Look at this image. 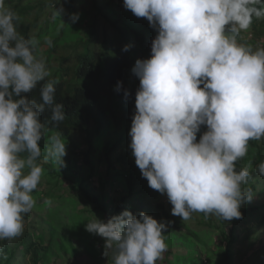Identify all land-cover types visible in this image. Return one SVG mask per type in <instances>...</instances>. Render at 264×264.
<instances>
[{
    "label": "clouds",
    "instance_id": "obj_1",
    "mask_svg": "<svg viewBox=\"0 0 264 264\" xmlns=\"http://www.w3.org/2000/svg\"><path fill=\"white\" fill-rule=\"evenodd\" d=\"M12 2L0 0V240L22 235V214L35 206L31 193L42 164L51 159L62 165L66 155L65 142L55 134L42 156L41 113L48 107L59 125L65 112L54 103L55 81L41 87L43 103L21 96L49 72L34 54L39 41L18 33V17L6 8ZM123 6L147 19L154 37L151 57L137 59L131 70L140 87L136 98L128 99L125 149L135 157L138 173L152 189L167 194L171 214L182 221L192 212L231 221L241 218V205L262 213L264 206L255 200L264 205V193L255 194L256 183L245 193L242 185L250 172L236 166H243L244 160L237 161L251 151L249 141L264 137V48L253 51L236 37L251 27L253 17L264 18V0H123ZM62 11L56 8L54 17ZM78 19V13L71 14L73 23ZM46 43L52 46L51 39ZM251 155L254 165L258 155ZM259 159L257 172L264 176V154ZM150 214L163 216L159 210ZM151 215L142 211L137 218L124 210L85 227L105 238L104 254L113 251L114 264H156L167 250L163 231L171 222Z\"/></svg>",
    "mask_w": 264,
    "mask_h": 264
},
{
    "label": "trees",
    "instance_id": "obj_2",
    "mask_svg": "<svg viewBox=\"0 0 264 264\" xmlns=\"http://www.w3.org/2000/svg\"><path fill=\"white\" fill-rule=\"evenodd\" d=\"M61 6V16L54 17L56 8ZM6 8L18 17L15 22L18 33L26 39L39 41L34 54L43 58L49 72L45 80L38 81L35 88L21 96L43 103L41 87L48 80L55 81L54 103L62 104L65 112V120L59 125L51 120L48 107L40 115L44 124L43 137L38 142L42 156L51 146L48 137L55 134L65 142L66 155L62 165L51 159L42 164L43 178L31 195L42 198L47 190L52 191L54 181H47L51 183L49 187L41 186L45 177L54 174L58 177L56 182L64 179L71 193L61 195L63 203L48 208L49 220L43 222L38 214L28 223L33 226L31 228H39L37 221L47 225L42 228L49 232L48 241H44V230L37 233L24 228L22 235L16 238L0 240L3 246L0 264H19L17 259L27 256L28 264L41 261L46 264L52 256L64 252L71 255L81 252L99 261L102 259L99 235L88 232L85 225L95 218L91 216L106 222L124 210L131 211L137 218L142 211L151 215L150 210H159L162 218L151 216L158 222H171L163 231L167 249L170 247L171 252L172 247L181 245L186 252L173 251L169 258L166 250L156 264H204L203 253L209 264H236L238 236L235 228L240 218L224 221L219 216L202 212H192L187 221L173 216L169 200L149 186L147 179L135 168V157L128 155L125 149L126 134L130 137L126 120L130 111L128 99H135L140 87L139 78L131 70L137 59L151 57L154 37L148 20L127 10L123 0H13ZM74 13L79 14L75 23L71 20ZM250 33V38H241V31L236 37L237 43L253 51L264 48V41L259 42L264 37V18L253 17ZM46 38L52 40L51 47ZM125 45H130L127 51L123 50ZM117 82H121L119 91L116 90ZM125 90L129 93L127 97ZM263 144L264 137L250 140L251 151L237 161L239 164L244 160L243 166H236L237 171L247 168L250 172L248 182L242 185L245 193L251 192L255 183L264 177L258 174L255 164L264 154ZM118 148L122 150L117 152ZM252 152L258 155L254 165ZM78 158L82 163L78 164ZM41 159L38 158V164ZM57 166L63 167V171H56ZM92 176H96L97 188L91 186ZM80 202H85L87 207L79 208ZM246 210L241 205L242 215ZM87 214L90 216L86 218ZM261 214L260 220L264 223V209ZM22 215L25 220L31 212ZM214 232L222 238L214 240ZM69 245L74 248H68ZM92 246L96 251L88 249ZM111 262L114 263L113 259Z\"/></svg>",
    "mask_w": 264,
    "mask_h": 264
},
{
    "label": "rangeland",
    "instance_id": "obj_3",
    "mask_svg": "<svg viewBox=\"0 0 264 264\" xmlns=\"http://www.w3.org/2000/svg\"><path fill=\"white\" fill-rule=\"evenodd\" d=\"M253 34V32H252ZM250 28L247 31H242L241 34V38H250ZM264 41V37H261L259 39V42H263ZM78 164L82 163L80 161V159L78 158ZM57 171H63V167L61 166H57L56 167ZM25 172H27V169H25ZM44 174L42 173V176ZM41 176V179L43 178ZM40 179V180H41ZM58 179V177L56 176V174H54V176L50 177H45L43 184L41 186V188H46L49 187V185L51 183H47V181H54L55 182V186L53 187L52 191L47 190L45 193V196L40 198V197H36L33 195L34 200L36 201L35 206L33 207V209L30 211L31 215L28 216L25 220H23V224H24V228H28L30 231H36L38 232H42L41 230L45 231V236H44V241L47 242L48 241V231H46L44 228V226L47 225H43V223L41 222V224H39L40 221L36 222V225L39 228H31L33 226H29V221L32 220L33 217H37L38 214H40L43 217V222H45L49 213H48V208H54L57 204L63 203V197L62 196H66L67 193H71L68 189L69 185H66V183H64V179H60L61 182H56V180ZM93 179V183L91 186H98V183L96 182V176H92ZM51 187V186H50ZM263 188V189H261ZM66 192V193H65ZM264 193V179L262 181H257V190L255 191V194H262ZM164 199H168L167 194L164 193ZM261 200H264V194H262V197L260 198ZM257 200V199H256ZM255 200V204L256 206H264L261 205L260 202H256ZM46 201H50V203H45ZM54 206V207H53ZM81 207H87V204L85 202H80V206ZM39 212V213H38ZM259 212V213H258ZM89 217L90 215L87 214ZM95 217V218H93ZM262 217V214L260 213V211H257V209H250L248 212H245L241 218L239 219L237 226L235 228V233L238 236V242L236 243V255H235V263L236 264H264V223L260 220ZM90 218H93V220H95L97 217L96 216H91ZM89 218V220H90ZM91 220V221H93ZM90 222V221H89ZM70 223V222H69ZM68 223V224H69ZM48 227V226H47ZM41 229V230H40ZM70 234V231L69 233ZM258 235L257 238H254L255 235ZM213 238L214 240L218 239L220 240L222 238L221 234H218L217 232L213 233ZM99 246L98 248H100L102 246V248L100 249L101 251V257L102 259L99 261H93L92 259H90L89 257L85 256L84 254H82L81 252L75 254V255H71L70 252H64L61 253L57 256H52L51 259L46 263V264H114L111 262V260L113 259V251H108L107 255H105L104 253L106 252V248H105V238L101 237L99 235ZM224 243V241H223ZM77 246V245H75ZM68 248H74V246H68ZM88 249L93 252L96 251V247L92 246V247H88ZM168 255L169 258L172 256L173 251L174 252H179V253H185L186 250L185 248H183L181 245H176L174 247L171 248V252H170V247H168ZM202 259H204V264H209L206 261V256L205 253H203L201 255ZM18 263L19 264H28V256L26 258H22L19 257L18 259ZM42 263V261L40 262V264Z\"/></svg>",
    "mask_w": 264,
    "mask_h": 264
}]
</instances>
